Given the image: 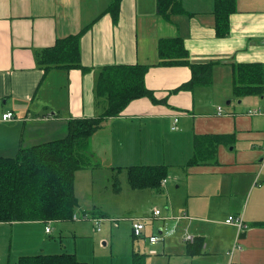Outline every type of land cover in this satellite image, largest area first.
<instances>
[{"label":"crops","instance_id":"obj_1","mask_svg":"<svg viewBox=\"0 0 264 264\" xmlns=\"http://www.w3.org/2000/svg\"><path fill=\"white\" fill-rule=\"evenodd\" d=\"M113 1L0 0V157L63 137L71 118L102 114L106 101L94 90L100 67L149 65L145 84L154 100L130 101L90 138L94 162L75 172L74 193L91 205L78 203L79 211L93 219L111 218L97 206L95 184L116 173L124 178L131 165H165L168 176L157 189H133L126 181L121 203L126 213L161 204L165 218L159 219L156 241L149 240L153 231L144 229L141 237L130 233L132 241L148 239L149 244L146 249L129 246L122 264H131L133 251H148L146 264L152 256L167 258V264H264V76L261 95L241 98L234 94L232 71L237 63H260L264 70V0H235L225 37L213 29L214 0H179L181 9L169 7L165 14L156 0H119L115 18L106 11ZM85 27L81 63L89 70H52L41 82L35 52ZM173 38L182 40L191 62L213 63L207 84L177 90L191 78L189 66L157 64L158 41ZM7 112L12 118L3 121ZM196 136L217 137L203 146L212 149L213 157L187 165ZM87 181L93 186L82 189ZM147 215L128 217L145 223ZM230 215L242 217L245 227L225 223ZM73 220L0 225L22 226L23 237L32 242L26 247L29 254L17 257L72 253L92 264L95 236L77 223L82 219ZM186 235L192 239L186 241ZM100 244L107 243L101 239Z\"/></svg>","mask_w":264,"mask_h":264},{"label":"trees","instance_id":"obj_2","mask_svg":"<svg viewBox=\"0 0 264 264\" xmlns=\"http://www.w3.org/2000/svg\"><path fill=\"white\" fill-rule=\"evenodd\" d=\"M156 1L162 14L169 7L181 9L179 0ZM118 7L119 0H114L106 11L113 15ZM235 10V0H214L213 29L216 36L228 35L229 16ZM87 28H82L74 35L57 38L52 46L35 52L36 64L43 70L41 82L52 70H89L81 63L80 52V38ZM157 50V64L189 66L191 78L177 90H189L195 84H207L210 81L213 63L191 62L181 39H160ZM148 68L149 65L145 64H113L100 67L94 90L97 97H103L106 101L102 114L96 117L71 118L66 123V134L63 137L21 147L13 157H0V223L71 220L78 205L74 193V175L78 169L91 166V136L105 119L119 115L130 101L141 97L154 100L152 92L145 84ZM232 71L233 91L236 96L242 98L262 94L264 70L260 63H237ZM209 138L194 137V154L187 165L205 163L213 157L212 149L203 147L204 143L213 141ZM167 176L168 168L165 165L126 167L127 181L133 189H157ZM130 257L131 264H146L145 255L138 251H133ZM17 264L88 263L78 260L72 253H59L22 255L18 257Z\"/></svg>","mask_w":264,"mask_h":264},{"label":"rangeland","instance_id":"obj_3","mask_svg":"<svg viewBox=\"0 0 264 264\" xmlns=\"http://www.w3.org/2000/svg\"><path fill=\"white\" fill-rule=\"evenodd\" d=\"M92 160V159H91ZM94 161H91V165ZM87 169V168H83ZM125 170V169H122ZM116 175V176H115ZM127 177L125 176L122 178V175L119 173L114 174L108 182L99 181L97 187H95V194L97 197L100 198L97 201V206L100 207L99 209L108 215H111V218H96L93 219L90 216H87L86 219L83 218L82 213L78 209V205L75 208L74 214L78 216L77 223H79L84 231L87 229L90 232H93L94 239V255L95 260L91 259L90 263L92 264H122L125 262V255L123 254L127 248L133 247L137 249L138 247L141 249H146L148 247V239L136 238L135 241L131 240L130 233L131 230V222L129 221L128 216L135 217L136 214H148L147 224L144 225L145 233L150 234L153 231L155 234L154 236L158 237L157 229L158 224L160 222L159 219L165 218L164 212L165 207L161 204L159 205H146V206H138L134 212L126 213L121 203L125 194V187L127 186L126 180ZM171 181V180H170ZM91 185L88 181L84 182L82 185V189L84 188H91ZM82 199L79 200V204L83 203L85 206L91 205V201L81 197ZM85 207L84 210H88L91 214L99 215L100 212L95 208H88ZM168 208V206H167ZM154 209H158L161 213L162 217L154 218L152 217V211ZM87 212V214H89ZM113 215V216H112ZM97 219H100L98 221ZM113 220V221H110ZM67 222L73 223L75 220L71 218V220H65ZM118 224L117 227L114 225ZM50 226H52L50 224ZM99 228L98 230H96ZM116 229V230H115ZM129 233V238H127V232ZM148 233H147V232ZM23 230L22 226H10V225H0V264H16L17 256L19 254H29V249H26L27 245L31 244L28 239L23 237ZM144 230L142 232V235ZM68 240L69 238H65ZM101 239L107 243L105 246L100 244ZM116 244V248L112 251V245ZM138 246V247H137ZM112 251V252H111ZM89 256L92 254L91 248L87 249ZM148 251L142 252L143 254H150L147 253ZM110 255H113L111 258ZM149 256V255H148ZM152 256V255H151ZM91 257V256H90ZM145 256V263H146ZM159 256H152L151 260L149 261L150 264H167V258H157Z\"/></svg>","mask_w":264,"mask_h":264},{"label":"built area","instance_id":"obj_4","mask_svg":"<svg viewBox=\"0 0 264 264\" xmlns=\"http://www.w3.org/2000/svg\"><path fill=\"white\" fill-rule=\"evenodd\" d=\"M218 111L221 112V108L220 107H218ZM248 112L249 113H256V112L258 113L259 110H250ZM2 118H3V121L4 120H7V119H10V118H12V113L11 112H7V113H5V114L2 115ZM177 120H178V117H176L174 119L173 126L171 127L172 130L177 129V125H176ZM165 182H166V179H163L162 182H161V184H164ZM151 214H152V217H154V218H158L161 215V213H160V211L158 209H154ZM71 217H73V219H77L78 216H76L74 214ZM83 218L84 219L87 218L86 214L83 215ZM97 220L100 221V219H97ZM130 221H131L132 234L135 237H141L142 236V232L144 230V222H143L144 219L132 218ZM225 223L235 225L238 228V230H241V229H243L245 227V225L243 223V220H242V217H240V216L239 217H236V216H231L230 215V216L227 217V219H225ZM98 229L99 228H97L96 230H98ZM49 230H50V227L47 225L45 227V231L46 232H49ZM157 239H158L157 236H150L149 237L150 242L156 241ZM185 239H186V241H189L192 238H191V236L186 235ZM235 247H238V245L234 244L233 249Z\"/></svg>","mask_w":264,"mask_h":264}]
</instances>
